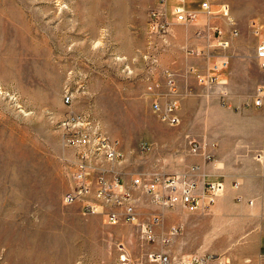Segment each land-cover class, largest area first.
<instances>
[{"label":"rangeland","instance_id":"obj_1","mask_svg":"<svg viewBox=\"0 0 264 264\" xmlns=\"http://www.w3.org/2000/svg\"><path fill=\"white\" fill-rule=\"evenodd\" d=\"M221 1L230 6L231 19L216 15L210 21L229 41L213 54L215 62L228 63L219 73L226 84H193L196 102L178 108L188 112L187 119L170 126L152 110L153 79L141 55L157 0H0V264H115L123 258L150 264L149 254L162 250V242L143 237L142 225L152 220L114 225L103 215L85 214L79 201L64 202L73 187L75 153L65 147L59 123L71 112L87 115L122 143L128 157L136 156L139 173L154 155L153 160L171 150L151 144L147 132L170 129H186L188 143L199 147L197 156L206 165L234 157L235 167L255 163L264 173L257 159L264 146L223 151L220 145L227 128L240 131L232 137L235 145L259 142L262 130L264 145V108L253 104L264 90V69L256 57L264 42V0ZM67 92L74 97L71 106L63 102ZM227 181L235 187L244 179ZM248 201L235 199L225 215L215 205L208 214L191 213L198 236L213 231L216 239L190 254L243 264L240 247L264 223V198Z\"/></svg>","mask_w":264,"mask_h":264},{"label":"crops","instance_id":"obj_2","mask_svg":"<svg viewBox=\"0 0 264 264\" xmlns=\"http://www.w3.org/2000/svg\"><path fill=\"white\" fill-rule=\"evenodd\" d=\"M169 21L171 22V28L166 38L162 41L157 39L151 40L149 37V41L147 39V46L141 52V55L144 63L149 67L148 69L153 79V82H149L151 90L149 96L153 100L159 99L163 106L167 103L176 104L178 111L180 104L187 105L196 102L197 97L192 94V91H194L192 85L206 88L207 86L200 82V77L209 74L212 66L218 63L215 62L218 58L216 60L213 58V54L219 48L217 44L218 36L213 29V26L217 25L215 22L208 21L203 16L193 24L184 27L173 24L172 17H169ZM153 59H157V62L154 63ZM169 72L172 74L176 86L175 93L167 87L166 73ZM158 82L160 85L155 86V83ZM225 114L228 115L229 111L226 110ZM178 115L182 122V117L183 119H187L188 112L180 111ZM259 131L257 134L260 139L259 142L252 144L249 143V140H246L241 145H235L232 142V137L240 134V131L227 128L224 135L227 138L223 139L220 145H222L223 151H226L229 147L232 150L239 151H247L245 148L257 150L264 146L261 140L262 130ZM157 132L163 131H148L146 134L147 140L151 144L167 147L171 150L169 153L159 155L155 160H153V157L156 156L154 155L148 160L146 171L141 173L138 172L139 169L136 166V156L132 155L128 157V150L124 148L122 143L120 144L124 161L119 168L121 175L119 179L120 187H116L114 190L117 193L121 189L131 192L136 222L140 221L144 224L156 216L161 217L162 222L153 227V232L158 242H162L164 239L170 240L167 245H163L162 243V250L169 254L172 259L187 256L188 253L189 255H194L190 254L192 252L191 248L208 247L210 243L207 242L211 238L213 240L216 239L215 232L212 231L210 235L203 237L198 236L196 233L198 229V224L196 223L197 217L194 214L189 213L183 206L169 209L156 204L147 192L134 187L133 179L144 173L160 175L187 174L197 184V193H201L204 189L207 177L224 179L226 189L217 198L215 209L222 215H225L229 211L228 209L232 208L235 199L250 201L252 198L255 200L264 198V173L260 171V167L255 163L250 168L235 167L234 162L236 159L234 157L229 161L231 157L222 156L215 164L206 165L202 162L201 157L197 156L198 153H192V147L195 144L193 145V140L188 143L189 135L186 129L179 132H173L171 129L167 133ZM242 134L249 137V131L243 130ZM188 144L190 145V149L188 148ZM180 148L183 150H180ZM128 160L134 161L130 162V168H126ZM156 160L157 163H155ZM193 167H196V169L192 170ZM238 176H240V179H244V182H238V187H233L227 179H236ZM97 190L98 184L96 179H89L88 193L78 200L82 208L88 202L101 203L96 196ZM105 209L106 211L117 213L121 217L124 215V209L117 206H110ZM99 215H103L107 219L105 214ZM217 222L215 220V224L212 227L214 230L218 227ZM121 223L126 222L122 219L118 224ZM173 228L179 229V233L174 236L171 235ZM239 254L243 259V264H264V223L247 236V241L240 247Z\"/></svg>","mask_w":264,"mask_h":264},{"label":"built area","instance_id":"obj_3","mask_svg":"<svg viewBox=\"0 0 264 264\" xmlns=\"http://www.w3.org/2000/svg\"><path fill=\"white\" fill-rule=\"evenodd\" d=\"M191 4L198 5V9L191 7ZM230 6L221 0H157L153 9L148 15V32L151 40H164L171 28L169 17H172V23L176 25L188 26L196 22L201 16H205L208 21L216 15H221L227 20L231 19ZM217 34L218 46L227 48L229 41L223 39L224 31L219 26H213ZM233 35H237L233 31ZM256 57L260 66L264 69V42H261L256 51ZM156 63L157 60L153 59ZM227 61L221 64L216 63L212 66L211 72L200 77L203 85L226 84V81H220L219 73L227 67ZM167 87L173 93L176 92L172 74L166 73ZM160 83H155L159 86ZM223 90V96L228 95L226 88ZM74 97L63 96V102L67 106L73 104ZM226 105V103H224ZM255 108H264V90H258L254 98ZM152 110L159 119L170 125L178 126L181 120L178 115L177 105L167 103L162 105L159 99H155L152 104ZM90 118L81 113L71 112L65 119L60 121L59 129L62 131L65 147L70 148L75 153L73 161V180L72 190L64 197L66 204H73L84 197L89 191V179H96L98 184L97 198L101 201L97 203H86L83 212L88 215L105 214L110 224H118L123 219L126 223L136 222L135 208L132 202L130 191L120 190L118 193L114 190L120 187V172L124 156L120 148V142L112 140L104 130ZM148 147L144 143L143 148ZM199 147H192V153H197ZM257 159L263 163L264 151L257 154ZM193 167L192 170H195ZM135 188L143 189L151 199L162 207L173 209L177 206H183L189 213L208 214L215 205L217 198L225 192V182L221 180H205L204 189L201 193L196 192L197 184L189 178L187 174L160 175L144 173L133 179ZM238 187V182L235 183ZM117 206L124 209V215L121 217L117 213L106 211V207ZM160 216L152 219L148 225H142L144 239L148 243L157 241L153 227L159 225ZM179 233L178 228H173L171 235ZM169 239L162 241L163 245L169 243ZM150 264H232L225 257L215 255H190L181 256L172 259L169 254L163 250L152 251L149 256ZM115 264H128L126 258L118 260Z\"/></svg>","mask_w":264,"mask_h":264},{"label":"bare ground","instance_id":"obj_4","mask_svg":"<svg viewBox=\"0 0 264 264\" xmlns=\"http://www.w3.org/2000/svg\"><path fill=\"white\" fill-rule=\"evenodd\" d=\"M66 97H73L72 93L67 92Z\"/></svg>","mask_w":264,"mask_h":264}]
</instances>
